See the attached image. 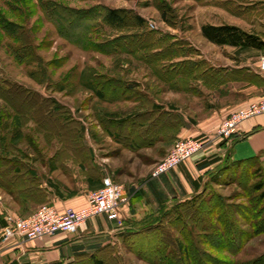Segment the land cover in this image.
Here are the masks:
<instances>
[{
  "label": "rangeland",
  "instance_id": "obj_1",
  "mask_svg": "<svg viewBox=\"0 0 264 264\" xmlns=\"http://www.w3.org/2000/svg\"><path fill=\"white\" fill-rule=\"evenodd\" d=\"M49 1L74 9L98 4L131 9L146 19V25L141 28L129 19L128 28L93 26L92 42L80 45L59 34L56 23L47 18L42 0H0V81L17 85L7 92L0 91V217L4 218L7 208L21 217L38 209L33 203H20L18 185L22 184L20 177L26 175L24 171L34 168L40 173L44 164L66 162L68 168L74 169L75 180L83 179L92 164L105 167L104 172L124 187L153 177L155 167L174 143L165 151L133 153L116 145L108 133L113 129L115 115L134 112L136 100L144 103L149 93L159 101L182 108L191 121L204 129L220 119L223 120L217 129L222 125L228 117L224 111L227 105L235 111L264 97V91L256 97L252 96L256 92H251L249 98L242 96L236 92L240 83L224 81L219 88H212L190 76H183L190 85L188 91L170 90L157 74L162 62L145 61L149 44L150 48L161 49L172 42L186 54L179 59H205L221 66L249 63L259 69L263 51L218 45L204 37L201 27L233 24L264 38L263 15L254 14L251 21H244L243 14L233 15L226 8L225 0ZM9 31L19 35L12 36ZM133 33L145 34L128 44L125 39L118 40L120 47L95 46L99 41ZM107 80L106 88L99 84ZM101 87L106 91L104 96L97 93ZM54 102L59 106H54ZM218 142L214 139L190 159L206 155ZM132 164L141 174L134 179L126 175ZM65 170L60 169L59 173L67 175L69 171ZM222 170L221 183L207 178L203 190L191 196L196 200L184 203L178 211L180 219L174 212L177 201H169L149 214V224L138 227L142 230L131 231L123 239L113 235L95 255L105 264H264V226L256 213L262 203L260 192L252 188L264 176V155ZM12 180L15 181L10 191L5 183ZM226 218L232 223H227ZM68 264L93 263L87 255Z\"/></svg>",
  "mask_w": 264,
  "mask_h": 264
},
{
  "label": "crops",
  "instance_id": "obj_2",
  "mask_svg": "<svg viewBox=\"0 0 264 264\" xmlns=\"http://www.w3.org/2000/svg\"><path fill=\"white\" fill-rule=\"evenodd\" d=\"M244 5L251 4L245 3ZM249 11L251 14L247 13ZM231 13L238 15L234 12ZM242 14L244 21H251L250 18L254 14L264 16V0H256V6L250 8L244 6ZM179 60L182 59L177 58L174 62ZM206 62L215 68L224 67L229 70L232 77L226 79L225 82L240 83L241 87L236 92L241 93L242 96L249 95V98L252 95L251 92H256L252 95L256 97L257 93L264 91L262 90L264 76L259 72V69L252 67L249 63L221 66ZM166 64L168 62L161 63L162 68L157 73L160 80L170 90L188 91L190 85L187 84V79L180 74L171 76L168 70H164ZM251 73L256 76L254 79L251 78ZM194 81L207 84L200 78H194ZM222 83L209 80L208 86L219 88ZM136 103L138 106L134 112L115 115L113 129H108L109 134L111 131L113 132L112 136L116 145L133 153L149 149L165 151L178 138L199 133L213 134L223 120L220 119L216 123L217 125L215 124L216 126L204 129L199 123L191 121L182 108L159 101L150 93L144 103H140V99H137ZM224 111L227 117L234 109L231 108V105H227ZM221 113H223L222 110ZM233 138L217 141L218 143L213 146L212 151L206 155L200 154L181 163L160 177L149 178L148 176L139 184L133 182L125 186L129 199L121 208L119 220L98 215L89 219L78 233H59L31 241L13 239L2 243L0 240V264H68L77 258L97 253L107 242L111 241L113 235L123 239L130 235L131 231L135 233L139 231L137 229L142 230L143 228L138 227H143L142 223L149 224L150 213L165 206L169 201L184 202L191 199L193 194L200 193L211 174L225 161L247 160L264 155V114L242 123L239 134ZM216 158L217 160L214 161L213 159ZM134 164L136 165V163ZM134 164L130 166V171H126V175L130 174L129 176L133 179L135 175H141L137 172V167ZM104 168L92 164L90 168H87V174H83V179L75 180L73 179V176L76 175L74 169L68 168L66 162L44 164L41 168L42 172L38 173L35 169L36 196L20 198V203L23 205L33 203L38 207L48 203L55 205L59 210H64L67 207H83L88 202L89 192L99 188L102 178L107 175ZM60 169H66L69 172H66L67 175H62L59 173ZM118 172L119 175H122V171ZM152 182H155L156 193L151 189ZM160 195H162V199L159 198ZM6 211L9 212V208ZM4 223L0 220V230Z\"/></svg>",
  "mask_w": 264,
  "mask_h": 264
},
{
  "label": "trees",
  "instance_id": "obj_3",
  "mask_svg": "<svg viewBox=\"0 0 264 264\" xmlns=\"http://www.w3.org/2000/svg\"><path fill=\"white\" fill-rule=\"evenodd\" d=\"M234 1L236 5L233 7L232 3L234 4ZM250 3L251 5H244L245 3ZM224 4L226 8L234 12L236 14H242L244 6H248L250 8L251 6H256V0H225ZM42 8L47 16V18L53 20L58 29L59 34H61L63 37L67 38L70 41H74L78 44L86 45L89 42H92V39L90 38L91 34L95 31H92L93 26L94 27H101V24L109 25L113 28H128L131 27L129 19L133 22V25H137L139 27H144L146 25V19L140 16L139 14L135 13L131 9L126 8H112L105 5L98 4L96 6H93L88 9H74L67 6L60 5L58 3L49 1V0H42L41 2ZM255 8V7H252ZM165 14V12H163ZM3 21V20H1ZM5 25L8 27L7 22ZM93 22V25L90 27V23ZM92 24V23H91ZM13 26V25H12ZM202 34L204 37H206L211 42H214L218 45H231L234 47L239 48L240 51H246V50H260L264 52V38L257 34L252 33L244 30L243 28L233 25V24H204L201 27ZM12 32V36H18L16 31H9ZM15 35H14V34ZM145 33H133V34H124L122 36L116 37L111 40H104L99 41L95 44L97 48L104 49L107 48H115L120 47V43L118 44V40L125 39L127 42H131L136 38H141L144 36ZM166 38V37H165ZM164 38V39H165ZM133 39V40H131ZM93 44V43H92ZM133 44V43H131ZM148 46L147 44H144ZM149 44V51L146 50V53H149L148 59H145V61L149 63H153L155 61L160 62H168L166 64V68L164 70H168L169 74L171 76L175 75H183L188 78L189 76L192 78H200L205 82L215 81L217 83H222L226 81V79H229V77H232V74L229 70H227L224 67L215 68L213 66H210L207 64L205 59L200 60H192V59H182L177 62H174L175 59L185 56L186 54H183L180 47L176 46V43H166L164 47L161 49H155V46H152ZM144 48V47H143ZM145 49V48H144ZM181 51V52H180ZM131 52V51H130ZM156 63V62H155ZM159 63V62H157ZM256 77L253 73H251V78L254 79ZM99 84L108 86L109 80L105 82H99ZM16 87L17 85L14 83H11L8 80L0 81V91L1 92H7L11 90L12 88ZM102 88V87H101ZM100 95L106 94V91L102 88V90L97 91ZM54 106L57 105L56 102H54ZM60 108V107H59ZM18 114L20 112L17 111ZM112 127V126H111ZM108 128V127H107ZM113 134V132H110ZM69 148V147H68ZM261 158L260 156H256L253 158H249L247 160H234V161H225L222 165H220L216 171H214L210 178H212V182H219V176H221L224 171L222 169L228 170L231 168V166L237 167L239 164L247 163L252 160H258ZM214 161L217 160L213 159ZM207 164V163H206ZM222 170V171H221ZM221 171V173H220ZM26 175L21 176L20 178H23L22 184H19L18 187L20 188V195L21 198H25L26 196H34L36 194L34 184H35V174L36 170L31 168L28 171H24ZM13 181L5 183V187L8 188L10 191L13 189ZM17 181V180H16ZM15 184V183H14ZM151 189H153L156 193V185L155 182H152ZM253 190L259 191L258 194L259 200H261L262 206L258 211L256 212L258 215L261 216L260 222L263 223L264 226V176L263 178L254 183ZM36 196V195H35ZM165 198V195L163 196ZM160 199H162V195L159 196ZM198 198V197H197ZM193 199V197H192ZM186 200L184 202L177 203L175 205V211L177 212L176 218L180 219V209L185 205L184 203L187 202L193 203V201L196 200V198ZM191 200V201H190ZM42 205V204H41ZM183 205V206H182ZM248 210H251L248 208ZM179 211V212H178ZM226 213V212H225ZM1 216V215H0ZM227 219V218H226ZM0 220L4 221L3 217H0ZM227 223L231 224V219L226 220ZM230 221V222H229ZM5 224V223H4ZM90 259L93 264H105L104 261L96 256L95 254L90 255ZM261 262V261H260ZM249 264H261L252 262Z\"/></svg>",
  "mask_w": 264,
  "mask_h": 264
},
{
  "label": "built area",
  "instance_id": "obj_4",
  "mask_svg": "<svg viewBox=\"0 0 264 264\" xmlns=\"http://www.w3.org/2000/svg\"><path fill=\"white\" fill-rule=\"evenodd\" d=\"M259 72L264 76V57L261 60ZM262 113H264V97L231 112L213 134L206 133L203 135L202 133L193 137L178 138L166 157L155 167L152 176L159 177L175 169L200 150L208 147L214 139L217 141L232 139L233 136L239 134L243 120ZM128 199L123 184L107 174L102 178L101 186L89 192L88 202L83 207H67L64 210H59L55 205L45 203L27 217L6 212L0 240L2 243H7L13 239L31 241L59 233H78L89 219L98 215L119 220L121 208Z\"/></svg>",
  "mask_w": 264,
  "mask_h": 264
}]
</instances>
